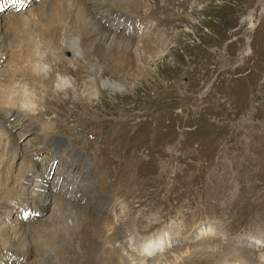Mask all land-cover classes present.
<instances>
[{
	"label": "rangeland",
	"instance_id": "1",
	"mask_svg": "<svg viewBox=\"0 0 264 264\" xmlns=\"http://www.w3.org/2000/svg\"><path fill=\"white\" fill-rule=\"evenodd\" d=\"M25 1L7 0L0 23L6 27L14 14L20 17L40 0ZM106 1L109 7L90 0L102 26L156 46L137 78L114 72L85 46L72 49V24L64 29V45L43 42L41 28H49L55 41L62 31L53 13L52 20L35 19L26 32L8 36L0 53V83L1 74L12 78L0 103L26 92L32 107L26 114L40 125L0 114L9 130L16 123L10 131L28 165L36 167L34 175L45 176L46 185L33 184L31 191L52 189L100 217L118 220L121 233L114 243L123 245V257L131 254L139 263L245 264L238 249L264 252V0ZM63 78L70 83L61 88L57 83ZM88 78L97 92L81 98L76 93ZM18 151L7 156L13 174L22 158ZM65 172L73 180L67 181ZM67 182L74 187L68 189ZM7 200L0 206V227L18 214L13 203L26 202L18 196ZM45 215L42 206L26 209L16 227L32 233L29 220ZM128 220L131 231L121 226ZM104 231L93 229L68 243L70 232L58 229L48 237L58 249L45 251L43 258L58 263L56 255L63 252L73 264H126L106 255L113 246ZM2 237L0 264H38ZM212 241L228 243L235 253L200 252Z\"/></svg>",
	"mask_w": 264,
	"mask_h": 264
},
{
	"label": "bare ground",
	"instance_id": "2",
	"mask_svg": "<svg viewBox=\"0 0 264 264\" xmlns=\"http://www.w3.org/2000/svg\"><path fill=\"white\" fill-rule=\"evenodd\" d=\"M12 1L14 3L25 2L27 4V1L25 0H12ZM6 2H7L6 0H0V9L6 5ZM100 4L102 7H109V4L107 3L106 0H102ZM49 13L54 14V20L58 22L56 23L58 24L56 27L58 31L59 29L62 31L61 32L59 31L57 35L54 34L55 32L52 34L53 36L55 35L54 36V38H56L55 41L53 38L51 39L52 36H50L49 34V28L46 29L41 28V30L37 32L41 34V39L43 40V42L50 41V43L57 42L58 44L64 45L65 43L68 42L67 40H65V36L63 34V32L65 31L64 29L65 27L72 24L71 25L73 28L72 30L75 34V39L70 42V46L72 49H75L76 45L85 46L89 51L94 52L102 59H104L106 64L108 63L109 66L112 68V70H114V72L118 71L121 74L129 75L132 78H137V76H139L142 73V71L148 69L146 65L147 58L145 55H147V53L152 51L156 46L150 44L151 42H149L148 38H146L145 40L132 39L123 36L122 34L121 35L116 34L115 32L106 29L104 26H102L99 23L100 21L97 18V16L91 13L90 0H40L39 3H36V5L22 12L20 17H18L17 14H14V16H12L10 19L6 21L7 24L6 27L0 23V53H3L5 51L4 46L8 42L7 41L8 36L11 35L13 36L14 34H20V31L23 29H25L24 31L26 32V29L29 25L33 23L31 26H34V24L38 23V22L35 23V21H33L35 19L36 20L41 19L43 21V18L44 20L48 18L52 20L51 18L52 16H49ZM64 19L65 20L68 19L70 23H65ZM65 32H67V30ZM32 64L33 67L36 69L44 68L43 66H40L37 62H33ZM1 76L2 77L4 76V78L1 80L2 83H0V97H3L2 96L4 95L2 94L3 86H6V83L9 80H12V78L4 74H1ZM87 82H88L87 86L81 87L79 91L76 93L77 96L83 98L82 97L83 95L86 96L89 95L90 98L92 97L93 94H95V92H97V85H96L97 83H95L92 78H88L86 80V83ZM106 82L109 81H103L102 84H105ZM69 83L70 81L65 80L63 78L62 81L61 80L58 81L57 85L61 88L62 87L64 88L67 87ZM9 85L10 84L7 83V86ZM78 86L79 85H77L76 89L78 88ZM30 102L31 101L29 95L26 94V92L22 91L19 93V96L17 98L12 97L9 99V101L4 100L0 103V114L6 116L7 118H10L13 115L21 116L23 118H27L30 121V124H32V126L34 127L40 126L37 125L38 121L35 118L33 119L32 117L28 116V114H26V112L32 110ZM88 102H91V99ZM21 107L25 108L24 110L25 114L20 113V109H22ZM15 124L16 123L12 125L15 126ZM13 126H10V130L11 127ZM51 129L52 128L49 126L48 127L49 134L47 135L48 137H51L53 139L52 137L53 134L51 132ZM10 130L9 127L7 128L5 126L4 122L2 123L0 122V206L1 207L5 206V204L8 202L7 199L9 196L22 197L23 200L26 202L22 201L24 206H20L17 203H13L12 208L18 210V214L13 219L12 224L10 225L5 224L0 227V234L3 236L2 238L4 239V241H6L8 244H10L15 248H18V250L30 254L34 259V261L38 262V264H66L68 262L69 263L71 262L68 260L70 256L68 255L64 256V254H62L63 253L62 251H61L62 253L56 255L57 258H59L58 263L56 262V260L55 261L51 260L48 262L43 258L44 256L43 254L45 253V251L49 252V251H54L56 248L58 249V247L55 248L54 245L50 244L48 241V237L51 235L52 232L58 229H62V230L67 229L68 232H70V236L68 235V239H69L68 243H69L72 242L76 236L86 237L88 233L90 234V232L93 231V229L102 230V228H104L105 231L109 232V234L106 235V237L105 236L104 237L107 238V241H110L113 246L111 249L107 248L105 250L106 255L108 257L118 259L119 262L120 259L121 260L123 259L126 264H131V262L128 259H131L133 261L138 260V258L136 257L134 258L131 257V254L124 255L126 258L123 257L122 256L124 251L123 245L120 243L119 244L114 243L119 240L118 237L121 233L119 223L117 222L118 220H114L113 222L112 219L109 217L108 218L100 217L95 213L91 212L86 206L79 205L78 203L73 202L71 196L59 197L57 193H53L52 189H50L49 193L47 194H45L44 191L38 192L37 189L35 191H31L33 190L31 188L33 184H35L37 188L39 187L41 188L46 185L44 179L45 176L34 175L35 166L30 167V165H28V161H27L28 159L26 155L23 154L22 149L19 147L17 143L18 136H16L15 133H13ZM10 132H12L13 134L10 135L11 134ZM11 151L13 152L18 151V154L22 152L21 153L22 158L19 159L18 162H15L17 164L16 167L17 170L15 169L17 174L16 173L13 174L12 172L13 169L12 163L7 162V158H8L7 156L8 154H10ZM1 162H5L7 166H4L2 164L1 167ZM8 173H11L10 176H8ZM12 179L15 180L14 182L16 183L15 187L8 186V184ZM5 185L7 186L6 188H4ZM28 185H30V189ZM1 194H2V200H1ZM110 205L114 206L115 208L116 202L113 203L111 202ZM38 206H42L43 209L47 210V215H45L46 220L30 219L28 224H30L29 226L32 229V233L31 232L29 233V231L19 229L18 227H16L19 213L25 211L26 209L37 208ZM130 220L125 222L123 225H121L123 229L126 231H131ZM157 240L159 244H162L161 236ZM37 242L38 245L36 244ZM221 243L224 242L221 241L207 242V244H211V245L200 247V252H208L209 254L216 252L215 253L216 255L223 254L224 251L227 250L230 245L228 243H225L224 244L225 246H223ZM148 246L150 247V245ZM137 249L138 251H144L143 245H141L140 248L139 245L137 244ZM145 249L146 251H150L147 250V248ZM228 251L227 252L231 254L235 253V250L232 248L228 249ZM238 251L237 252L239 253V255L245 257L244 258L245 264H252L250 259H252L254 262H259V264H264V252L256 254L254 252H251L250 250L238 249ZM173 252L175 253V251ZM61 255L62 257H60ZM136 262L137 264H149V262L146 263H139L138 261ZM26 263L27 262L20 264H26ZM152 264H156V263L152 262Z\"/></svg>",
	"mask_w": 264,
	"mask_h": 264
}]
</instances>
